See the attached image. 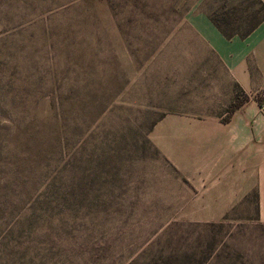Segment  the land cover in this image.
I'll use <instances>...</instances> for the list:
<instances>
[{
    "label": "rangeland",
    "instance_id": "rangeland-1",
    "mask_svg": "<svg viewBox=\"0 0 264 264\" xmlns=\"http://www.w3.org/2000/svg\"><path fill=\"white\" fill-rule=\"evenodd\" d=\"M261 3L0 0V264H264L255 193L208 201L179 168L188 131L235 128L213 29Z\"/></svg>",
    "mask_w": 264,
    "mask_h": 264
},
{
    "label": "crops",
    "instance_id": "crops-1",
    "mask_svg": "<svg viewBox=\"0 0 264 264\" xmlns=\"http://www.w3.org/2000/svg\"><path fill=\"white\" fill-rule=\"evenodd\" d=\"M261 4L263 12L258 10L244 36L227 38L214 26L215 57L223 70L217 88L232 99L238 89L244 99L238 103L240 112L226 125L235 128L188 131L182 144L190 152H184V165L179 168L194 188L211 195L208 201L233 203L253 191L264 222V111L260 109L264 105V0Z\"/></svg>",
    "mask_w": 264,
    "mask_h": 264
},
{
    "label": "trees",
    "instance_id": "trees-1",
    "mask_svg": "<svg viewBox=\"0 0 264 264\" xmlns=\"http://www.w3.org/2000/svg\"><path fill=\"white\" fill-rule=\"evenodd\" d=\"M30 196L33 197V194H31ZM61 197H63V195L58 185L53 182L47 188L44 187L43 190H41L40 193H38L35 196V199L31 200V207L29 208L28 213L26 212L25 214V215L28 214L26 217H30L31 218L30 223L32 222V224H29L26 227L27 235L34 234L39 231V224L42 220L43 213L48 208L47 205H50L51 203H55L56 206L59 203V201H61ZM14 230L15 228H13L11 231Z\"/></svg>",
    "mask_w": 264,
    "mask_h": 264
},
{
    "label": "built area",
    "instance_id": "built-area-1",
    "mask_svg": "<svg viewBox=\"0 0 264 264\" xmlns=\"http://www.w3.org/2000/svg\"><path fill=\"white\" fill-rule=\"evenodd\" d=\"M260 109H261V111H264V105H262V106L260 107Z\"/></svg>",
    "mask_w": 264,
    "mask_h": 264
}]
</instances>
